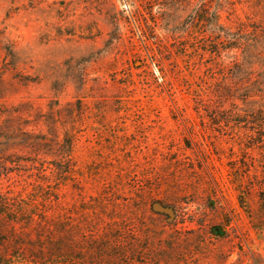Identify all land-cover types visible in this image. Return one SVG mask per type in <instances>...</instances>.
<instances>
[{
  "label": "rangeland",
  "instance_id": "rangeland-1",
  "mask_svg": "<svg viewBox=\"0 0 264 264\" xmlns=\"http://www.w3.org/2000/svg\"><path fill=\"white\" fill-rule=\"evenodd\" d=\"M217 13L264 31V0H0L22 145L0 155V259L264 264V155L237 146L249 106L214 99L240 55Z\"/></svg>",
  "mask_w": 264,
  "mask_h": 264
},
{
  "label": "trees",
  "instance_id": "trees-1",
  "mask_svg": "<svg viewBox=\"0 0 264 264\" xmlns=\"http://www.w3.org/2000/svg\"><path fill=\"white\" fill-rule=\"evenodd\" d=\"M238 29L239 26L233 30L224 26L220 22V15L218 13L214 15V30H217L219 34L217 41L233 42L229 49L236 50L240 54L233 67L234 72L227 77V80L224 79L223 87L214 88V99L219 104L232 99V101H238L249 106V111L244 116H234L240 120L238 122L240 125H246L245 130L247 131L237 146L245 155H253L255 151L259 155L260 153L264 155V31L259 29L247 30L249 35L251 33L256 38L255 41H252L234 38L233 33ZM260 39L261 43H259ZM3 52L6 56L11 51L4 47ZM216 53L217 50L214 51V54ZM2 108L4 107H0V119H5L0 120V155H16L15 151L22 145L16 140V131L7 126L6 111ZM263 176L264 174L261 176V180L264 179ZM248 184L253 185L252 181ZM262 186L263 183H259V188ZM236 187L239 190L240 183H237ZM239 203L242 208H246L245 201L241 197ZM10 206L5 202L1 203L0 215L5 216L7 213L3 210L9 211ZM0 264H12V262L0 259Z\"/></svg>",
  "mask_w": 264,
  "mask_h": 264
},
{
  "label": "water",
  "instance_id": "water-1",
  "mask_svg": "<svg viewBox=\"0 0 264 264\" xmlns=\"http://www.w3.org/2000/svg\"><path fill=\"white\" fill-rule=\"evenodd\" d=\"M153 209L155 211H158V212H161V213L168 215L170 218L173 215V211L170 208H165V207H162L159 205V206H154Z\"/></svg>",
  "mask_w": 264,
  "mask_h": 264
}]
</instances>
